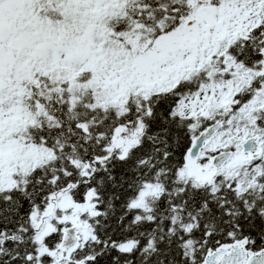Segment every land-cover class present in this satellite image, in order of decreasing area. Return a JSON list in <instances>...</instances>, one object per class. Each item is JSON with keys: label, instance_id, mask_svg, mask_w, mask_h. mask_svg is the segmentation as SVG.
<instances>
[{"label": "snow or ice", "instance_id": "snow-or-ice-1", "mask_svg": "<svg viewBox=\"0 0 264 264\" xmlns=\"http://www.w3.org/2000/svg\"><path fill=\"white\" fill-rule=\"evenodd\" d=\"M0 264H264V0H0Z\"/></svg>", "mask_w": 264, "mask_h": 264}]
</instances>
